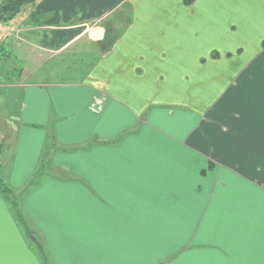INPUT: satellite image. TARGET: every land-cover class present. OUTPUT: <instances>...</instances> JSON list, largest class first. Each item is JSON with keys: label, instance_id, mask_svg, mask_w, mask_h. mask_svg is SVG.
<instances>
[{"label": "crops", "instance_id": "obj_1", "mask_svg": "<svg viewBox=\"0 0 264 264\" xmlns=\"http://www.w3.org/2000/svg\"><path fill=\"white\" fill-rule=\"evenodd\" d=\"M33 8L0 24V264H264V0H127L60 50Z\"/></svg>", "mask_w": 264, "mask_h": 264}, {"label": "trees", "instance_id": "obj_2", "mask_svg": "<svg viewBox=\"0 0 264 264\" xmlns=\"http://www.w3.org/2000/svg\"><path fill=\"white\" fill-rule=\"evenodd\" d=\"M125 1L127 0H1L0 22H10L25 6L34 5L27 22L32 27L42 29L39 45L45 49L60 50L80 36L88 23L113 12ZM193 1L185 0V3L189 5ZM106 40L113 43L110 35ZM0 55L4 58L10 57L5 42H0ZM0 195L11 203L15 213L21 217L19 202L13 199L11 189L4 183L1 168Z\"/></svg>", "mask_w": 264, "mask_h": 264}, {"label": "rangeland", "instance_id": "obj_3", "mask_svg": "<svg viewBox=\"0 0 264 264\" xmlns=\"http://www.w3.org/2000/svg\"><path fill=\"white\" fill-rule=\"evenodd\" d=\"M28 9L29 8H27V10ZM130 16H131V11H130L129 5L124 4L123 7L120 10H118V12L111 15L110 18L105 19L103 23L107 24L108 21L111 22L110 20H112V21H114V23H112L113 27L118 28L117 30H120L123 28V26H125L126 22H128V19ZM0 24H2V26H3L2 22H0ZM4 24H6V23H4ZM93 24H94V22L91 24V26H93ZM26 25L29 26L28 22L26 23ZM32 31L33 32H31V34H32L31 36L33 37V35L35 36L36 32H34V30H32ZM39 33L40 32H38V34ZM81 48H85L86 51H83L84 54H82V55L79 54L78 56H76L75 62L79 63V62H81V58L84 59V65L82 67L84 70H86L91 62H93V64H94L95 62L98 61V56H99L98 52H97L98 50L95 49V51H93V49H94L93 46L88 45L85 42H84V44L82 43L81 46H79L78 51H80ZM90 51H91V53L89 55ZM9 56L10 57H8V58H4L2 56L0 57V111H4L7 109L8 110L12 109L13 111H17V109H18V107H17L18 105H16L13 101H10V100L8 101V99H10L12 97L11 95L13 92L12 88H10L9 85H11L14 82L13 80L18 79V77L21 74L23 65L20 61L16 60V58L12 57L11 52H9ZM72 74H74V73H72ZM13 94H14V92H13ZM13 96H15V95H13ZM4 183H5V181H4ZM6 185L8 186V184H6ZM8 188H10V187L8 186ZM11 191H12L13 199H15V201H17L16 198H14V195H15L14 191L12 189H11ZM262 203L264 204V201H262ZM262 207H264V205ZM19 211H20V209H19ZM17 219H18V221L20 220L19 218H17ZM19 222H20V226H21V220ZM22 228H23V226H22ZM23 233H25V232H23ZM38 239H39V237H38ZM42 263H43V261H42Z\"/></svg>", "mask_w": 264, "mask_h": 264}, {"label": "water", "instance_id": "obj_4", "mask_svg": "<svg viewBox=\"0 0 264 264\" xmlns=\"http://www.w3.org/2000/svg\"><path fill=\"white\" fill-rule=\"evenodd\" d=\"M101 35L103 36V34L100 33L99 36H101Z\"/></svg>", "mask_w": 264, "mask_h": 264}]
</instances>
